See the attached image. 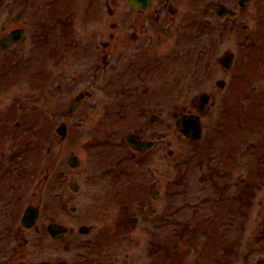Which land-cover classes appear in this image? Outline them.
I'll use <instances>...</instances> for the list:
<instances>
[{
  "label": "flooded vegetation",
  "instance_id": "flooded-vegetation-1",
  "mask_svg": "<svg viewBox=\"0 0 264 264\" xmlns=\"http://www.w3.org/2000/svg\"><path fill=\"white\" fill-rule=\"evenodd\" d=\"M80 1L5 0L2 8L0 2V264H111L117 255L106 245L122 242L137 227L150 232L149 242L128 264H175L174 246L180 236L184 264H264V120L257 125L249 122L254 136L249 138L255 140L247 147L253 160L240 183L211 181L214 175L235 178L236 143L215 154L219 163L212 169L207 167L211 157L204 159L209 151L199 156V164L205 160L207 165L201 182L214 195L190 202L188 219L174 231L179 237L175 245L160 248L158 221L141 226L155 218V209L145 198L156 200L158 195L155 175L162 160L160 141L166 136L158 124L172 122L175 127L180 116L197 114L204 126L208 113L214 125L218 122L222 107L211 94L204 91L198 98L189 97L190 85L182 84L191 69L193 74L201 73L203 83L213 73L210 48L233 41L235 54L242 53L235 71L237 100L246 92L248 111L256 113L262 106L264 90L250 85L264 78V0H148L146 6L144 0H136V5L130 0H85L82 8ZM198 47L201 55L191 57L189 49L199 51ZM31 48H37L38 54L27 55ZM221 55L216 67L228 70L218 63ZM255 58L259 64L253 66ZM166 68L174 72L172 82L158 87L160 77L166 78ZM178 78L182 85L174 82ZM161 91L182 96L166 118L159 115ZM77 96L81 100L73 109L70 100ZM258 109L264 111V105ZM232 122L235 133V116ZM72 123L91 128L89 149L106 160V166L85 179L98 190L92 187L85 194L91 208H119L109 223L106 218L97 221L95 211L85 225L80 224L83 216L71 205L74 196L65 195L60 185L64 174L52 176L40 165L39 150L50 128L61 143ZM61 126L64 135L57 131ZM123 128L129 129L123 132ZM128 139L140 143V148H133ZM170 145L165 141L167 148ZM172 155L168 149L167 156ZM69 158L76 161L71 168H76L78 158ZM149 177L153 179L146 191ZM67 184L78 193L75 181ZM235 187L247 193L245 207L250 214L247 240L237 238V246L235 219L244 223L247 216H235ZM141 210L149 216H138ZM167 210L172 217V206ZM164 217L160 221L171 222ZM108 256L114 259L107 260Z\"/></svg>",
  "mask_w": 264,
  "mask_h": 264
},
{
  "label": "rangeland",
  "instance_id": "rangeland-1",
  "mask_svg": "<svg viewBox=\"0 0 264 264\" xmlns=\"http://www.w3.org/2000/svg\"><path fill=\"white\" fill-rule=\"evenodd\" d=\"M4 1L5 0H0L1 2V8L4 7ZM85 0L80 1V7L82 8L83 4L85 3ZM101 17L105 16V12H101ZM105 28L102 27L101 29ZM244 32V31H243ZM97 33L99 31L97 30ZM228 38V37H226ZM247 39L245 38L244 41ZM37 50V48H31L30 54L27 53V55H32V53ZM190 50V55L191 57L194 56H200L201 50L199 47L196 50L199 51H194L195 49H189ZM235 44L233 41H227L224 46H220L217 48H210L208 50V61L210 66L212 67L213 73H208L209 77L206 78L205 83L202 82V79H199L201 77V73L193 74L192 70L186 72V76L182 80V84H184V87H188L190 85V95L189 97L193 98H198L200 93L206 91L211 94V97L216 101L217 105H221L222 110L218 114V122L215 123L214 125V119H212L211 114H206L204 116V119L206 121V125L203 126V137L201 138L200 141H198L196 144L191 143L190 141H187L185 137H183L177 129L174 127V124L172 122H160L158 124V129L161 133H165L164 139L160 141V153L159 156L162 158L160 161V165L158 166V173L157 175V181L158 185L155 188L157 191V199L152 200L149 198H145V201H148L149 204L152 205V207L155 209V218L152 220H147L141 224L143 225H148L146 222H152V221H158L159 222V227H158V235H159V245L160 248L167 249V247H170V245L175 242H178L179 237L174 236V231L182 229L184 223H185V218H187V211L190 202H193V204L196 201H199L200 199H204V197H212L214 195L213 190H211L207 184L205 186V182H201V177L203 175V170L204 166L206 167L207 165L205 164V160L203 161V164L200 165L199 162V156L203 154H206V151H209V155L206 156L211 157V161L209 162V166H207L209 169H212L213 167H217L215 161V154L217 156L222 154V150L220 152V149L222 148H228L231 145H234L235 142V161L233 167H235V178H232L231 174L228 175L225 178H219V177H212L211 181L212 182H217L219 185L222 184H232L233 181L239 182L240 183V178L243 177L244 173L247 172L251 164V153L249 152V149L247 145H249V142H253V138H249V136H253L251 134L252 132H249V122L247 119L249 118L248 112H251L252 114L250 115L249 120H254L251 121L253 125L260 124V120H264V111L260 110L258 108L262 109V106L264 105V102L262 106H258L256 108L257 112L253 113L252 111H248V107L246 104H249L248 100V95H246V92H244V95H242V106H240L238 103H236V95L237 91L235 87H237V83L235 85V71L237 70V61H241V54L236 55L235 54ZM224 51H230L234 54V59L232 61L231 67L228 70H222L218 66L216 67L217 63L216 59L220 57V55ZM237 51V50H236ZM34 54H38V51H35ZM236 55V57H235ZM35 56V55H34ZM180 56H182L180 54ZM255 57V54H254ZM37 58V56H35ZM245 60L243 59L242 62ZM247 61V60H246ZM254 61V64H259L258 58H255V60H252L251 63ZM176 64H179V62H176ZM175 64V65H176ZM165 67V66H164ZM177 67V65H176ZM241 67V65H240ZM219 68V69H218ZM239 68V67H238ZM161 73V72H160ZM174 72H169L168 68H166V73L163 75L166 78H162V76L159 79V86L162 87V85L165 84H170L172 82V79L174 77ZM200 74V76H199ZM218 79H223L225 81V86L223 89H219L216 87L214 84ZM177 82L178 85L181 84V80L175 79L174 82ZM202 83V84H201ZM244 84V83H243ZM241 85V84H240ZM255 87L256 91L257 90H264V78L261 80H254L253 84L250 85V88ZM164 92H159L160 96V108H159V115L160 118H166L169 113L172 112L173 105L177 100L182 96H176V94L172 95H165L163 94ZM183 97H187L186 95ZM239 106L236 109L237 105ZM220 106L216 108L218 111ZM255 110V109H254ZM260 110V111H259ZM215 109L214 113L216 114ZM213 113V114H214ZM237 113V114H236ZM235 114V124L238 127H235V136L232 135V119L233 115ZM210 115V116H209ZM238 115V116H237ZM260 116V117H259ZM75 121V120H74ZM73 121V122H74ZM217 124V127H216ZM125 129L129 128H123L122 131L124 132ZM91 128L88 125H85V127H76L74 123H72V126L69 127V133L67 136V139H65L63 142L59 143V138L58 135L54 131V127L50 128V131L47 135V138L41 143L42 146L40 147L39 150V155H40V162L42 165V168H46L47 171L52 175L56 176V174H64L63 180L61 181L62 187H63V192H65V195H70L71 197L74 196L75 201L71 203V205H75L78 209V214L83 216L80 217V224L85 225V223L88 221L87 217L89 214H92L96 211V217L97 221H104L106 218V223H109L110 221H113L114 218L117 216L119 212V208H116L115 206L106 207V208H91L89 204H87V201L89 198L87 197V194H85V191H89L92 189L93 186L88 181H85V179L89 178L90 174L97 169L98 167H104L106 166V163L104 159H99L96 158L90 151L89 145L90 143L88 141V133ZM235 137L234 141L233 138ZM254 137V136H253ZM42 140V139H41ZM165 141H170L171 145L170 147L165 146ZM60 144L63 146L60 147ZM206 147V148H205ZM211 148V149H210ZM214 148L216 150H214ZM170 149L173 151L172 157L167 156V150ZM206 150V151H205ZM62 151V152H61ZM218 151L220 152L218 154ZM61 152V153H60ZM192 152L194 154L192 155ZM197 154V156H196ZM193 156V159L187 160L188 157ZM70 156H75L78 158L79 163L76 168H71L69 167L66 163L67 159ZM225 156V155H224ZM205 157V156H204ZM253 160V159H252ZM186 164L188 165H185ZM232 162V160H231ZM212 163V164H211ZM95 164L97 166L95 167ZM132 167V166H131ZM134 167V166H133ZM146 167V166H144ZM107 168V167H106ZM92 169V170H91ZM150 169V168H149ZM192 173V174H191ZM152 177H149L146 180V185L144 190H148L149 188V183L150 180H152ZM75 181L76 184L79 185V191L78 193H72L70 189L68 188V181ZM220 180V181H219ZM219 181V182H218ZM204 183V184H203ZM206 183H209V181H206ZM205 186V190L202 192V189ZM95 190H98V188L93 187ZM174 191V192H173ZM173 193V194H172ZM233 187H230L229 189V194H233ZM246 194L239 189L235 187V208L242 206L241 203L247 205L246 202ZM262 193H260V196ZM260 199V197L258 198ZM240 204V205H239ZM169 206H172V209L174 211V214L172 217H170V214L167 209H169ZM256 206V204H255ZM254 206V208H255ZM244 207V206H242ZM128 211L133 212V207L128 205L127 206ZM239 209V208H238ZM247 208L244 207V211ZM67 212L68 208H65ZM135 211V210H134ZM256 211V210H255ZM168 212V213H167ZM238 212V210H237ZM239 212L243 215H246V219L243 222H240L239 219H235V245L237 246L239 240L237 238H243L247 240V237L249 235V223H248V215L249 211L243 212L242 210H239ZM167 213V214H166ZM77 214V215H78ZM122 213H119L121 215ZM138 216L142 217H148L149 215L144 214L141 211H139ZM239 214V213H238ZM102 218H100V217ZM164 221H168L171 219V222H163L160 221V217H163ZM153 233H157V231H152ZM230 232V231H229ZM129 234L127 235V239L122 240V242L118 241L117 243H108L106 246V250L111 249L110 251L112 253H116L117 255V260L115 258V261H113L111 264H128L130 263V258L135 259L137 257V254L139 252V249L144 248L147 246V243L149 242L148 237L150 236V232L148 231L147 233H144L142 227H137L133 231L128 232ZM171 239L173 240L172 242ZM183 237L180 236V240L177 244L175 245L174 243V252L176 256V261L175 264H184L183 261L185 259V250H184V241ZM147 242V243H146ZM163 252V250L159 251ZM128 254V258L125 259L124 254ZM194 254V253H192ZM123 257V262H121V258ZM113 260V259L107 258V260ZM117 261V262H116ZM107 262V261H106ZM116 262V263H115Z\"/></svg>",
  "mask_w": 264,
  "mask_h": 264
},
{
  "label": "water",
  "instance_id": "water-1",
  "mask_svg": "<svg viewBox=\"0 0 264 264\" xmlns=\"http://www.w3.org/2000/svg\"><path fill=\"white\" fill-rule=\"evenodd\" d=\"M221 61L226 66H229V63L231 61V54H227L225 57H223ZM80 100H81V96L72 98V100H70L71 101L70 107L74 109L75 106L79 104ZM178 125H179L178 126L179 130L185 135V137H188L192 140H199V138L201 137V127L199 126L200 124L197 117L182 119L178 123ZM57 131L62 135H64L65 128L61 126L57 129ZM136 146L140 148V144H137ZM75 162L76 161L74 159H70L68 163L71 167H74Z\"/></svg>",
  "mask_w": 264,
  "mask_h": 264
}]
</instances>
